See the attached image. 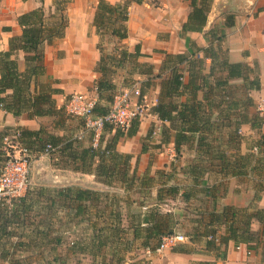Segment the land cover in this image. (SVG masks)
<instances>
[{"label":"trees","instance_id":"16d2710c","mask_svg":"<svg viewBox=\"0 0 264 264\" xmlns=\"http://www.w3.org/2000/svg\"><path fill=\"white\" fill-rule=\"evenodd\" d=\"M185 1L189 2L190 13L182 27L183 33H203L214 0ZM39 2L38 8L18 17L21 35L10 40L8 51L0 52V110L15 117L27 114L33 119L57 117L61 114V111H56L53 100V94L59 91L52 87V80L46 85H41L39 78L46 74L44 47L65 36L69 25L67 12L70 0H56L50 14L44 7V0ZM131 2L143 4L144 0H125L115 5L100 0L97 6L94 27L100 38L98 49L101 59L97 72L101 74V78L94 86L99 99L95 116H102L108 112L116 92V86L113 84L115 71L124 70L126 64H130L135 74L147 76L148 83L143 85L145 88H150L151 83L161 80L160 96L158 103L152 108V113L161 122L169 123V126L163 125L160 132L161 139L155 148L172 144L176 158L181 156L184 149L191 150L197 157L196 160L190 161L183 171V176L191 177L194 185L193 189L181 194L188 208L191 207L190 202L196 198V194L215 198L216 185L210 187L205 181L206 177L251 178L260 183L264 178V133L262 132L264 117L249 111L254 106L249 94L260 90V81L247 65L231 63L222 53L221 48L226 37L225 29L233 26V18L228 17L223 28L216 27L206 33L205 36L210 42L208 48H198L195 51H202L211 59L208 73L204 72L203 59H191L187 54H166L161 70L154 75L151 65L138 62L142 56L139 46L134 52L120 48L114 49L113 53L105 54L102 50L104 37H108V41L109 38H115L120 42L127 39L126 24L129 21ZM20 53L24 55V72L19 70ZM182 66L188 68L187 82ZM145 88L143 94L146 92ZM200 94H203L202 99L199 97ZM243 125H249L258 135L245 153L242 152V144L247 139L241 133ZM139 129V121H135L125 132L106 124L97 149L92 147V142L89 146H84L77 140L48 134L44 129L38 131L22 128L7 129L0 132V167L8 158L4 150L6 139L14 132H19V142L31 152L45 153L47 146L50 145L72 166L75 165L76 171L94 175L107 186L121 183L127 193L137 192L148 198L157 177L148 173L144 176L138 175L137 168L132 167L133 156L117 150L121 139L135 137ZM152 133L151 128L147 137L150 138ZM107 136L109 137L106 139ZM92 140L93 135L90 133V141ZM142 153H147V147H142ZM259 183L254 185L256 202L262 198L258 195L259 191L263 190ZM200 185L203 186L202 189H196ZM219 186L225 190L226 182L220 183ZM179 193V187L162 183L157 192V204L148 212L136 211L127 216L131 222L125 225L120 203L124 202L130 206L128 198L103 196L100 192L89 189H66L59 195L64 198V206L68 210L67 226L74 223L76 227L82 229L79 238L72 241L69 252L76 256H90V264H126L127 256L136 249L156 251L161 239L176 233L181 226L179 223L181 217L171 212L164 213L160 207L167 199H176ZM40 201L26 195L15 201L11 210L0 209V258L3 261L9 264H31L22 256L23 254L17 255L18 252L26 253L43 247V244L35 243L30 235L28 236L30 241L26 244L22 241L14 244L2 242L7 238L21 239L26 236L24 232L30 226H27V223L30 218H35L34 207L40 204ZM54 204L55 198L49 207L53 208ZM41 208L36 211L42 213ZM193 211L198 212V208ZM199 213V218L190 219L195 226L193 225L192 232H189L188 236L193 241L199 238L206 239V251L214 254L216 259L224 258L226 247L232 241L256 250L261 247L264 262V208L254 205L244 209L225 206L219 212L212 210ZM43 214L47 218L38 221V227L46 220L50 223L52 216ZM187 216H190L189 212ZM83 223L87 224L86 229L80 227ZM255 223L261 226L260 231L253 230ZM15 226L18 229L24 228L20 235L13 229ZM222 227L225 228V233L219 235ZM36 230L37 232L32 231L33 237L37 235L39 228ZM55 239L50 241L51 251H56L58 244H61ZM8 244L10 248H7ZM179 250L190 253L185 248ZM45 264H67V262L54 257ZM77 264H82V261ZM135 264L144 263L139 261ZM197 264L215 263L202 261Z\"/></svg>","mask_w":264,"mask_h":264},{"label":"crops","instance_id":"0c3cea01","mask_svg":"<svg viewBox=\"0 0 264 264\" xmlns=\"http://www.w3.org/2000/svg\"><path fill=\"white\" fill-rule=\"evenodd\" d=\"M55 1L56 0H44V7L48 10L47 12L53 11ZM99 1L100 0H70V6L67 12L69 25L66 28L64 38L55 40L44 47L46 74L39 78V84L46 85L49 80H52V87L59 91L58 93L53 94L55 109L58 112L61 111V113H63L64 105L72 95L89 93V91L94 89L96 81L101 78V74L97 72L98 64L101 59V53L98 49L100 38L94 27V20ZM105 1L109 4L115 5L122 3L125 0ZM39 6V0H19L15 6L9 8L7 12L5 11L4 14L0 15V52L8 51L10 40L13 37L21 35V28L17 22L18 17L38 8ZM189 13V2L185 0H144L143 4L131 2L129 7V21L126 24L128 30L127 39L120 42L115 38H109L108 42H110L109 44L117 43L125 45L129 52H134L136 47L139 46L142 56L138 59V62L140 64L151 65L153 67L154 75L158 74L161 70L166 54H187L191 59H203L205 61L204 72L208 73L211 67V59L208 58L204 52L195 51L198 48H208L210 42L205 34L213 28H223L227 18L232 17L234 24L225 29L226 37L221 45L222 53L226 55L231 63H242L250 67L254 71L255 76L259 78L261 86L260 90L252 91L249 94L254 104L249 111L253 114L258 113V105L264 102V0H214L203 33H183L182 27L187 22ZM18 65L19 70L24 72L25 62L23 53L19 54ZM181 69L184 72L185 82H187L189 77L188 68L182 66ZM136 76L140 86L148 83L147 76L138 74H136ZM238 83L239 82H237V85H239ZM113 84L116 86V90L122 86H126L123 77L118 78V80L113 78ZM144 88L145 87L143 86L142 91ZM145 89L146 92L144 94L142 92V95L149 105L150 113L140 122V129L135 137L121 139L117 145V150L119 152L131 154L133 156V168H137L135 163L139 156V154H136L138 153L137 151L142 152V146H140L139 140L145 137L152 127L156 128L155 131L161 132L163 125L169 126V123L161 122L158 117L152 113V108L158 103L160 96L161 80H156L150 84V88ZM199 97L202 99L203 94H200ZM183 100H185V98H183ZM102 103L104 104V102ZM51 119L56 120L53 127L55 130L58 129L60 133L61 131L63 132L66 130V120L59 119L58 116L37 117L31 119L27 114L15 117L11 113L0 110V132L16 128L32 131L44 129L48 131L45 124L51 121ZM39 124L44 125V128H41V126L39 127ZM241 132L246 136L254 134L249 125H243ZM262 132L264 133V124ZM108 137L109 136H107L106 139ZM133 149L136 153H133ZM167 150L171 153L170 157L174 158L176 154L174 146L172 144L168 145ZM38 161L39 160H35L36 163ZM144 162H146V159H143V164ZM58 169H60L59 171L65 170H63V168ZM140 171L141 169H138V175L141 174ZM75 173L80 174L83 177H63L62 174L61 176L60 174H56L51 177L47 171L44 170L39 177H31V186L27 195H29V198L32 197L46 202V205H43L42 202L43 206L40 209V212L43 210L42 213H52L56 218L55 240L59 241L61 244H58L57 246V255L55 254V257H59L67 263L74 262L77 264L79 261H82V263L86 260L91 262V257L85 255L76 256L72 252H69L72 241L77 240L80 234L76 235L75 239L70 243L65 239L67 232L64 230V216L68 213V210L64 206V198L59 194L61 192L64 193L68 188H79L98 191L103 196H111V192H119L121 197L127 199L129 194L132 195L134 192L127 193L125 191V186L121 183L107 186L101 183L94 175L83 174L78 171ZM172 179H176V177H172ZM48 180L51 182V186H46L44 184L46 181L48 182ZM205 181L208 182L210 187L216 185V189H214L216 196L215 198H211L200 193L196 194L194 200L197 199L196 201L198 203H200L199 200L202 201V199H204L201 207L198 208V212L202 213L212 210L219 212L225 206L244 209L251 204L256 203L254 200L255 195H253L254 191L247 192L245 189H242V178L206 177ZM155 182L156 184L151 189L152 193L149 196L151 198H147L151 199L152 202L137 203V211L139 213L140 211L143 213L148 212L157 204V192L161 186L158 184L157 180ZM222 182H226L225 190L219 186ZM169 184L179 187L180 193L177 195L176 199L169 198L166 202H173L175 200L179 201L186 207L184 209L183 207L180 209L168 208V210L166 209V212L178 215L181 217L180 220L188 221L189 225H192V227L193 225L195 226L190 219H195L196 217L191 213L190 216H187V210H191L181 198V194L184 191L193 189L194 185L192 178L179 177L177 183ZM49 187L52 188L49 189ZM202 187L203 186L200 185L197 186L196 189H202ZM139 189L140 188H138V190ZM53 194L55 197L50 196ZM135 194H137V192ZM261 197L262 198L257 202V205L259 208H264V195ZM54 198L55 204L53 208H51L49 206L52 204ZM133 204L136 205L135 203ZM144 225L145 224H143V226ZM53 226L52 223H50L46 225V228L51 229ZM70 226L74 233L79 232V227H76L74 223H71ZM36 228H40V226L38 227L35 225V229ZM13 229L18 232L24 228L18 229L15 226ZM33 229L32 231H34ZM191 230L190 232H192ZM253 230L256 232L260 231L261 226L258 223L253 224ZM29 231H31V228ZM224 233L225 228L222 227L219 231V235H223ZM26 236L21 239L14 237L11 240H13L14 243L22 241L26 244L30 241V239L25 238ZM38 238L40 239V237ZM11 240L10 244H14ZM200 240H205L206 244V239L203 238ZM34 242L39 245L42 244V242H38L37 239H34ZM196 242L197 241L192 240L185 244H178L177 246L171 249H166L163 252L136 249L135 251L138 252L137 256L136 254L134 255L135 251L128 255L126 264H135L139 261H142L144 264H197L202 261H209L210 259L208 255L206 254L208 258L204 255L205 253H209L206 251V248L204 249V252L203 250L200 252L189 247V245L195 246ZM65 247L66 250L64 253ZM181 248L189 250L190 253L179 252V249ZM36 252L40 256L39 261L44 263L49 260L47 259V255H45L46 253H42L41 251ZM1 261L3 260L0 258V262ZM213 261L215 264H264L261 247L259 250H256L254 248H248L244 244L238 245L232 241L229 242L226 247L224 258H215ZM5 263L8 262L6 261Z\"/></svg>","mask_w":264,"mask_h":264},{"label":"rangeland","instance_id":"374dc122","mask_svg":"<svg viewBox=\"0 0 264 264\" xmlns=\"http://www.w3.org/2000/svg\"><path fill=\"white\" fill-rule=\"evenodd\" d=\"M19 0H0V15L4 14V12L15 6V4L18 3ZM46 11H48L46 9ZM9 13V12H8ZM48 14H50V12H47ZM104 41H102L103 46H102V50H104L105 54H109L111 52H114L113 49H120V48H126L125 45L122 44H117V43H113V44H109L110 42H108V37H104L103 39ZM135 71L132 70V67L130 64H126V67L124 70H117L115 71V75L113 76V78L115 80H118V78H122L123 77V81L124 84L126 86H122L119 89L116 90V92L124 89V88H130L132 86L133 83L139 82L137 81V76L134 73ZM143 79V78H142ZM89 97H94L95 96V91L94 89L89 91V93H86ZM152 97V96H151ZM59 119L62 120H66V130L65 131H60L57 129L55 130L54 127V122L56 120H52L49 121L46 125V127L48 128V131H46L48 134H53L56 136L59 135H64L65 138H70V139H74L77 140L79 142L82 143V145L84 146H89L90 145V133H86L84 135V138L82 140H79V135L81 134V132L84 130V121L82 119L73 117L69 114H67L65 112V110L63 111V113H61L58 116ZM41 126V128H44V125L39 124V127ZM153 129V133L152 136L150 138L147 137V135L143 138H141L139 140V144L140 146H144L147 147V153L143 154L141 151H137L138 153H136L133 149V153L139 154L138 156V161L136 160V165H137V170L141 169L140 171V176H144L146 173H148L150 176L153 177H157V181L158 184L161 186L162 183H177L178 178L179 177H184L183 176V171L185 169V167H187L188 163L192 160H196V155L195 153H193L191 150L189 149H184L182 151V154L179 158H176V154L174 158H171V153L167 150L168 146H162L159 149L155 148L160 139H161V135H160V131H155L156 128L152 127ZM157 132V133H156ZM57 133V134H56ZM242 135H244L245 139H247L243 144H242V152L245 153L248 151V148H250L253 143L256 141V138H258V135L256 133L254 134H249L248 136H246L243 132H241ZM59 134V135H58ZM60 137V136H59ZM12 144H16L15 140L12 139L11 140ZM34 151V150H33ZM141 152V153H140ZM143 159H146V162H144L143 164ZM35 160H39L37 163L35 162ZM134 161V160H133ZM31 169H30V179L31 177H39V175L45 170L47 171V173L52 177L56 174H62L63 177H83L80 174H77L75 172H77L75 170V165H71L65 158L64 156H61V154L58 152V150L53 151L51 153L45 154L43 152H31ZM142 164V166H141ZM140 166V167H139ZM58 168H63L64 171H59L60 169ZM44 169V170H43ZM145 171V172H142ZM167 177H176V179H167ZM178 177V178H177ZM210 177V176H209ZM219 177V176H216ZM169 180V181H168ZM173 180V181H172ZM257 181V180H256ZM251 178H243L242 179V189H245L247 192H252L254 191L253 195H256V190L254 188L255 183H259L256 182ZM51 182L48 180V182L46 181L44 184L46 186H51L50 184ZM261 184V188L263 187L262 191H259L260 196L264 195V178L261 180V182L259 183ZM172 185V184H171ZM52 187H49V189H51ZM189 189V188H188ZM199 190V189H198ZM258 190V189H257ZM262 192V193H261ZM50 196H54L55 195H50ZM47 196V197H50ZM121 197L119 192H111V197ZM254 197V196H253ZM45 198V197H44ZM125 198V197H124ZM151 198V197H148ZM129 202H130V206L127 205V203L121 202L120 203V208H122V216L124 218V224L125 225H129V223L131 222L130 219L127 217L129 215H131L132 213H136L137 211V203H145V202H152L151 199H147L144 196L141 195H137L135 193H132V195L129 194L128 196ZM197 200V199H196ZM196 200L191 202V207H189V209L191 211H187L189 213H191L193 216H195L196 218H199V212H194L193 209H197L201 207V204L203 201H200V203H198ZM40 204H36V206L34 207V212L33 215L35 216V218H30V220L27 223V226H29L32 229L37 232V230L35 229V225H37L38 221H44L47 216L43 213H38L36 210L39 209V207H42V202L40 201ZM49 203V201H48ZM133 203H135L136 205H134ZM139 203V204H140ZM152 204V203H151ZM43 205H46V202H43ZM251 205L257 206V202L253 203ZM128 206L130 207V210L128 209ZM161 211H163L164 213H166V209L168 210V208H178L180 209L181 207H183V209L186 207L185 205H182L179 201H173V202H164L161 205ZM33 215H30L32 217H34ZM48 216H52L50 223H52V226L54 224L53 227H51V229H47L46 225L50 224L49 222H41L39 231L37 233V235L35 237H33V234H30L31 231L29 227H27V232L25 231L24 233L29 236L32 239H37L38 242H42L43 247L36 249V251H41L42 253H46L45 255H47V259L49 260H53L55 257V254L57 255V251H51L50 247L52 246L50 244V241H53L56 237V233H55V226H56V218L54 215H52V213H48ZM65 221H64V230L67 232L65 235V239L68 240V242L70 243L72 240L75 239V236L82 233V229H79V232L74 233V231L71 229V226H67L68 225V221L69 218L65 215ZM179 223L181 225L180 228H178V230L176 231V233H180L182 235H184L187 240L185 243H188L189 241H192L190 239V237L188 236L192 225H189L188 221H183V220H179ZM81 228L86 229L87 228V224L83 223L81 226ZM23 232V230H19L17 233L18 235H20ZM25 237L28 238L29 237ZM32 236V237H31ZM40 237V239L38 238ZM202 238L196 239V243L195 246L193 245H189V247H191L193 250H197L203 252L205 251L204 249L206 248V244H205V240H200ZM12 243H14L13 240H11ZM34 241V240H33ZM10 243V240L4 239L3 240V244L4 243ZM184 243V244H185ZM7 248H10L9 244L7 246ZM66 247L64 248V253H65ZM36 251H30V252H26V253H18V255L23 254L22 256L26 257V260L31 263V264H45V262L43 263L40 260V256ZM137 251L134 252V255L136 254L137 256ZM208 255L209 257V262H214L213 260H215V255L211 254V253H205L204 255ZM206 255V258H208ZM90 262L88 260L84 261L82 264H89ZM0 264H8L5 263L3 261L0 262ZM67 264H76L74 262H68Z\"/></svg>","mask_w":264,"mask_h":264},{"label":"built area","instance_id":"2783aa9c","mask_svg":"<svg viewBox=\"0 0 264 264\" xmlns=\"http://www.w3.org/2000/svg\"><path fill=\"white\" fill-rule=\"evenodd\" d=\"M89 97L87 94L72 95L64 105L65 112L84 121V130L79 140L86 133L93 135L92 147L97 149L100 145L106 124L114 126L121 131H127L135 121L141 122L150 113L149 105L142 95L140 83H134L130 88H124L113 95V101L108 112L102 116H95V108L99 101L98 95ZM258 113L264 117V102L257 107ZM20 133L14 132L6 139L7 160L0 167V209L11 210L15 201L24 198L31 186V150L19 142ZM14 139L16 144H12ZM56 151L48 145L45 154ZM187 238L174 233L165 236L157 248V252L171 249L178 244L185 243Z\"/></svg>","mask_w":264,"mask_h":264}]
</instances>
